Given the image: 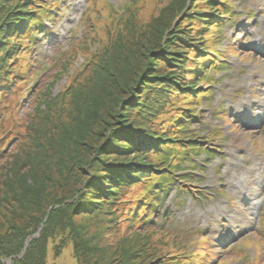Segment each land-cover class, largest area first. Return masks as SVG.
<instances>
[{"label":"trees","instance_id":"trees-1","mask_svg":"<svg viewBox=\"0 0 264 264\" xmlns=\"http://www.w3.org/2000/svg\"><path fill=\"white\" fill-rule=\"evenodd\" d=\"M215 3L219 2L137 0L119 15L101 4L95 16L88 17L81 39L59 57L52 69V73L58 69L56 73L32 88L29 54L38 31L45 29V18L59 13L58 4L46 12L47 0H0V161L16 149L57 160L60 173L66 172L64 182L73 185L71 198L67 194L56 198L50 196L53 181L30 171L4 182L5 197L29 215V222L0 232V264L13 257L12 264H47L56 230L74 229L75 214L102 215L101 222L112 233H133L124 237L131 241L123 254L130 264H185L182 244L172 236L165 245L154 236L164 253L154 245L150 234L159 232L150 218L172 186L183 192L190 183L196 189L186 178L195 173L182 168H194L197 162L192 159L208 151L189 125L198 119L200 102L210 96L203 93L209 85L205 76L217 68V63H205L211 54L206 36L222 25L200 17L204 6L213 8ZM144 11L148 17L142 16ZM206 13L224 19L220 11ZM98 28L107 30L105 39L95 37ZM93 41L101 47L96 53L88 45ZM74 49L88 59L80 73L69 65ZM69 68L74 73L69 85L53 95L59 73L64 75ZM28 96L31 107L20 116L18 110ZM84 117L90 121L83 128ZM53 205L60 207L49 213L40 236L32 240L47 215L44 208ZM122 224L125 231L120 230ZM72 241L77 260L98 264L89 261L97 256L90 243L77 234ZM65 247L56 249V257Z\"/></svg>","mask_w":264,"mask_h":264},{"label":"rangeland","instance_id":"rangeland-1","mask_svg":"<svg viewBox=\"0 0 264 264\" xmlns=\"http://www.w3.org/2000/svg\"><path fill=\"white\" fill-rule=\"evenodd\" d=\"M136 1L99 0L93 4L89 0H47L46 12L57 3L59 13L52 18L46 17L45 29L38 31L28 60V73L34 71L29 87L47 83L56 73L58 69L53 73L52 69L59 57L68 53L73 42L81 39L88 27L87 19L95 16L96 8L105 4L112 14L119 15ZM217 1L219 3L213 8L204 6L200 14L208 18L210 24L219 22L222 25L206 36L211 54L205 58V63L211 66L217 63V68L205 76V83L209 85L203 93L210 96L200 102L198 119L189 125L191 134L198 135L196 140L202 141L201 148L208 151L192 159L197 162L194 168L186 165L182 168L193 170L195 176L186 178L195 183L192 185L196 189L190 188V183L183 192H179L176 185L171 187L157 214L150 218L159 232L151 233L150 239L164 253L165 247L156 241L165 245L173 237L177 244H182L185 264H264V0ZM210 11L214 14L220 11L224 19L211 17L206 13ZM148 14L144 11L142 16L148 17ZM102 18L109 22L108 15ZM183 18L176 21L177 25ZM96 31L97 39H105L108 34L106 29ZM88 45L94 53L101 48L94 41ZM87 60L85 56L84 61L83 53L77 49L68 57L76 73L82 71ZM72 74L70 68L64 75L59 73L51 93H62ZM29 101L28 96L18 110L20 116L30 109ZM89 121L86 118L82 122L83 128ZM11 155L0 161V232L10 229L11 225L20 227L29 222V215L21 213L23 211L11 197H5L3 185L11 178L17 179L30 171L53 181L54 193L50 192V196L61 198L67 194L72 197L73 185L64 182L66 172L60 173L57 160L53 163L22 149H16ZM76 197L68 203H73ZM59 207L44 208L47 215L33 237L38 233L40 236L49 213ZM165 211L166 218L163 217ZM71 217L74 229L56 230L48 246L47 264H86L75 257L72 238L76 234L90 243L97 254L89 259L90 263L130 264L123 254L131 244L130 239L125 238L132 237L133 233H112L101 222L102 215L75 214ZM120 230L125 231V224ZM26 243L20 257L29 246L26 247ZM64 245L62 254L56 257V249Z\"/></svg>","mask_w":264,"mask_h":264},{"label":"water","instance_id":"water-1","mask_svg":"<svg viewBox=\"0 0 264 264\" xmlns=\"http://www.w3.org/2000/svg\"><path fill=\"white\" fill-rule=\"evenodd\" d=\"M166 216H167V211H165L164 213V218H166ZM37 237H39V233L33 238H37ZM29 243H30V240L27 241L26 247L29 245ZM7 264H11V260H9Z\"/></svg>","mask_w":264,"mask_h":264}]
</instances>
